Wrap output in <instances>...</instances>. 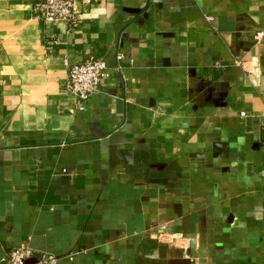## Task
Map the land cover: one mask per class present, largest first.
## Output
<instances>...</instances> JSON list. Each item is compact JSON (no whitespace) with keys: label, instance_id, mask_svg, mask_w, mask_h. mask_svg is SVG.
<instances>
[{"label":"crops","instance_id":"obj_1","mask_svg":"<svg viewBox=\"0 0 264 264\" xmlns=\"http://www.w3.org/2000/svg\"><path fill=\"white\" fill-rule=\"evenodd\" d=\"M35 2L0 0V258L264 264V0Z\"/></svg>","mask_w":264,"mask_h":264},{"label":"built area","instance_id":"obj_2","mask_svg":"<svg viewBox=\"0 0 264 264\" xmlns=\"http://www.w3.org/2000/svg\"><path fill=\"white\" fill-rule=\"evenodd\" d=\"M77 1L83 6L91 0H36L33 10L36 17L43 22H64L68 27H74L79 22ZM116 58H120V55ZM107 75L105 61L89 56L68 67L63 86L66 91L74 94L83 106ZM59 259L51 252L37 251L27 245H19L2 256L0 264H57Z\"/></svg>","mask_w":264,"mask_h":264}]
</instances>
